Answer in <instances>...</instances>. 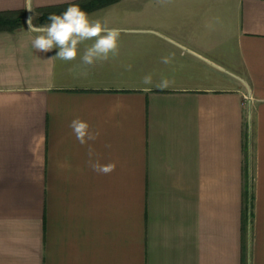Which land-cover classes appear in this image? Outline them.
I'll return each mask as SVG.
<instances>
[{
    "label": "crops",
    "instance_id": "crops-1",
    "mask_svg": "<svg viewBox=\"0 0 264 264\" xmlns=\"http://www.w3.org/2000/svg\"><path fill=\"white\" fill-rule=\"evenodd\" d=\"M75 3L121 30L118 55L32 47L29 17ZM24 5L0 0L24 13L0 29V264H264V0Z\"/></svg>",
    "mask_w": 264,
    "mask_h": 264
},
{
    "label": "clouds",
    "instance_id": "clouds-1",
    "mask_svg": "<svg viewBox=\"0 0 264 264\" xmlns=\"http://www.w3.org/2000/svg\"><path fill=\"white\" fill-rule=\"evenodd\" d=\"M24 7L32 11V0H25ZM32 20L33 17H29L27 21L28 30L38 33L32 40V47L41 52H49L53 48H58L59 51L54 58L63 61L75 60L80 45L86 41H92V43L86 46L83 51L81 59L85 65H93L97 61H106L110 56L118 55L121 30L108 27L106 22L102 23L98 19H90L88 13L82 10L78 4H71L62 14H51L49 24L36 27ZM163 62L167 63L168 60L165 58ZM151 82L150 75L144 77V84H151ZM167 86V81H162L157 85L161 89ZM69 128L81 145H88L87 163L91 170L97 174H111L116 168L115 163H101L90 143L99 138V131L93 129L87 121L79 117L70 122ZM105 147L111 148V145L106 144Z\"/></svg>",
    "mask_w": 264,
    "mask_h": 264
},
{
    "label": "trees",
    "instance_id": "trees-1",
    "mask_svg": "<svg viewBox=\"0 0 264 264\" xmlns=\"http://www.w3.org/2000/svg\"><path fill=\"white\" fill-rule=\"evenodd\" d=\"M75 4L81 6L82 3H75ZM70 5H66L64 7L43 9L44 12L43 20H49V16L53 13L57 15L62 14ZM23 18H24L23 12H2L0 13V29L1 28L12 29V28L21 27L24 22Z\"/></svg>",
    "mask_w": 264,
    "mask_h": 264
}]
</instances>
